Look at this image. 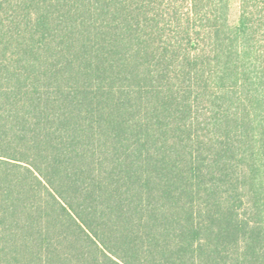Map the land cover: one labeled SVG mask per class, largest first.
Listing matches in <instances>:
<instances>
[{
	"label": "trees",
	"instance_id": "1",
	"mask_svg": "<svg viewBox=\"0 0 264 264\" xmlns=\"http://www.w3.org/2000/svg\"><path fill=\"white\" fill-rule=\"evenodd\" d=\"M0 0V264H264V0Z\"/></svg>",
	"mask_w": 264,
	"mask_h": 264
},
{
	"label": "rangeland",
	"instance_id": "2",
	"mask_svg": "<svg viewBox=\"0 0 264 264\" xmlns=\"http://www.w3.org/2000/svg\"><path fill=\"white\" fill-rule=\"evenodd\" d=\"M188 2V0H183V3L185 4L184 7H186V3ZM238 0H231L230 3V15H229V20L231 23H234L237 19V13H238Z\"/></svg>",
	"mask_w": 264,
	"mask_h": 264
}]
</instances>
